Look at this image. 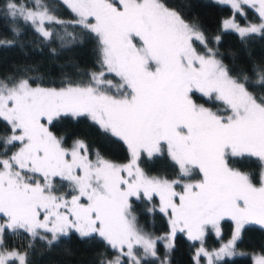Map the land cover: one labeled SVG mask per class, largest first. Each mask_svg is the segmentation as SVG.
Returning <instances> with one entry per match:
<instances>
[{
    "label": "snow or ice",
    "instance_id": "obj_1",
    "mask_svg": "<svg viewBox=\"0 0 264 264\" xmlns=\"http://www.w3.org/2000/svg\"><path fill=\"white\" fill-rule=\"evenodd\" d=\"M220 2L241 15L249 5L261 21L241 27L234 18L226 19L224 30H234L241 40L264 35V0ZM60 3L75 17L70 23L97 39L100 70L91 73L87 84L69 82L60 88L33 87L26 78L0 79V121L10 128L0 154V264H29L27 251L5 245L6 233L21 230L49 246L73 232L82 239L98 237L116 252L100 264L160 259L161 240V264H170L168 253L178 232L201 242L193 257L197 264L201 256L216 264L235 255L246 225L264 228V97L258 98L230 73L199 24L188 22L163 0ZM0 7L4 15L23 19L45 40L55 35L46 25L67 23L42 0H32L31 5L2 0ZM66 35L75 40L72 33ZM214 39L219 44L221 37ZM257 76L264 85V69ZM197 94L214 98L222 107L213 110L198 104ZM62 116L86 117L118 138L129 150V163H113L99 151L92 159L81 139L65 148L63 138L49 127ZM16 144L19 148L8 155V148ZM165 150L179 170L178 178L146 175L138 164L141 155L154 158ZM246 157L261 162L258 182L231 166ZM197 169L200 180L182 183ZM56 178L66 181L70 191L58 192ZM178 186L183 190L177 191ZM141 195L149 201L159 196V212L168 219L167 234L154 237L139 226L131 198ZM225 219L234 225L232 237L209 252L203 247L206 230L211 227L219 236ZM253 259L254 264H264V255Z\"/></svg>",
    "mask_w": 264,
    "mask_h": 264
},
{
    "label": "trees",
    "instance_id": "obj_2",
    "mask_svg": "<svg viewBox=\"0 0 264 264\" xmlns=\"http://www.w3.org/2000/svg\"><path fill=\"white\" fill-rule=\"evenodd\" d=\"M2 2V0H0ZM31 5L32 0H22ZM49 7L51 13L58 19L67 22L65 25H46L55 35L45 40L34 31L30 24L23 19H13L4 15L0 7V79H28L32 85L60 88L71 82L73 84H87L91 73L100 70L98 63V41L95 36L80 25L70 23L75 19L73 14L60 3V0H42ZM170 8L180 12L188 22L199 24L209 41V46L218 50V58L229 68L230 73L246 83L249 91L254 95L264 97V85L258 83L257 71L264 69V35L251 34L241 40L233 30H224L220 23L223 17L232 15L239 24L259 22V16L249 5H244V14L234 13L230 5L216 0H163ZM17 30V31H14ZM66 33H72L75 40ZM221 37L219 44L215 37ZM64 39L61 40L60 37ZM12 41L11 44L6 43ZM196 46L202 49L197 42ZM112 76V75H109ZM247 77V81L244 77ZM113 77V76H112ZM196 102L205 107L216 110L222 105L197 94ZM48 124V121H46ZM57 138H63V146L67 147L72 141L81 139L90 150L99 151L101 155L113 163H124L129 160L126 145L118 138L103 133L97 125L86 117L73 119L70 116L55 118L49 126ZM10 135V128L4 121H0V154L4 153L3 140ZM19 144L8 148V155L14 152ZM139 167L148 176L177 179V166L164 153L163 156L149 158L141 155ZM232 167L238 168L253 175L258 182V173L261 162L255 157H246L243 161H232ZM202 177L195 170L190 177L183 181L192 180L193 183ZM182 181V182H183ZM58 192H69L66 181L56 178ZM179 187L177 189L179 190ZM156 199L151 201L143 198H131L134 214L139 226L147 233L156 236L167 234L170 229L168 219L159 209L154 207ZM155 208L149 212V208ZM220 235L214 237L206 232L203 246L215 247L226 239L232 229L231 221H221ZM31 243V247H29ZM175 247L168 253L170 264H196L193 252L195 241L189 240L184 233L178 232L174 238ZM5 245L27 251L29 264H100L104 258L111 259L116 255L98 237L80 238L76 233L60 237L53 245L36 238L34 241L22 230L18 233H6ZM165 241L157 243L160 259L153 257L143 258V264H161L165 254ZM235 250L243 254L225 257L216 261V264H252L251 255L264 253V229L255 224L246 225L241 237L235 244Z\"/></svg>",
    "mask_w": 264,
    "mask_h": 264
},
{
    "label": "rangeland",
    "instance_id": "obj_3",
    "mask_svg": "<svg viewBox=\"0 0 264 264\" xmlns=\"http://www.w3.org/2000/svg\"><path fill=\"white\" fill-rule=\"evenodd\" d=\"M216 1H218V2H220V0H216ZM229 5V4H228ZM231 6V5H230ZM254 10H255V8H253ZM256 11V10H255ZM257 13V12H256ZM258 14V13H257ZM258 16H259V14H258ZM226 19H233V16L232 15H229V16H226V17H223L222 19H221V23H220V26H221V28H222V24H223V21L224 20H226ZM261 21H260V17H259V22H252V23H244V24H239V23H237L236 21H235V23H237L238 25H240L241 27H247V26H249L250 24H259ZM234 31V30H233ZM96 72H98V71H96ZM107 78H109V79H113L114 77H112V76H108ZM33 87H35L36 85H32ZM42 87V86H41ZM48 88V87H47ZM46 119L44 120V123L46 124ZM75 141V140H74ZM74 141H72L67 147H65V148H71V146H72V144H73V142ZM127 147V146H126ZM19 148V146L17 147V149ZM16 149V150H17ZM15 150V151H16ZM127 150H128V148H127ZM91 151V153H92V159H95V151H93V150H90ZM128 153H129V150H128ZM165 154L167 155V152H166V150H165ZM143 155H146V156H148L146 153H144ZM130 159H131V157H130V153H129V160L127 161V162H124V163H116V164H127V163H129V161H130ZM262 166V165H261ZM260 170H261V168H260ZM260 172V171H259ZM125 176H126V173L124 174ZM149 177H153V176H149ZM258 178H259V173H258ZM59 179V178H58ZM184 182H193L192 180H186V181H183L182 183H184ZM177 191H182L183 190V188H182V186H180L179 187V190L178 189H176ZM142 196V195H141ZM143 197V196H142ZM155 197V199H156V203H155V206L154 207H156V208H158L159 209V205H160V199H159V196H154ZM228 220V219H227ZM230 221V220H229ZM231 223H232V221H231ZM257 226H259V225H257ZM233 227H234V225H233V223H232V229H231V232H230V234H229V236L226 238V239H224L223 241H221V242H219L215 247H209V248H206V247H204V248H206L209 252H211V251H214V250H216V249H219L220 247H221V245L222 244H224V243H226L229 239H231V237H232V232H233ZM261 227V226H260ZM221 228V227H220ZM262 228V227H261ZM264 229V228H263ZM211 232L212 233V235L214 236V237H218L217 236V234H216V232H215V230L214 229H212L211 227H209L207 230H206V232ZM220 232H221V230H220ZM186 236H187V234L186 233H184ZM48 239H51V236L50 235H48ZM195 243H196V246H195V249H194V252H193V257L195 256V254H196V251H197V249H199L202 245H201V242L199 241V240H197V241H195ZM204 245V244H203ZM235 255H237V254H243V252H241V251H236L235 250ZM258 255H264V253L263 254H255V255H251V261H252V264H254V257L255 256H258ZM194 261H195V263L197 264V261L194 259ZM199 264H208V261H207V258L206 257H203V256H201L200 258H199Z\"/></svg>",
    "mask_w": 264,
    "mask_h": 264
}]
</instances>
